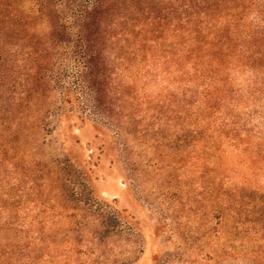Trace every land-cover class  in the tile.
I'll list each match as a JSON object with an SVG mask.
<instances>
[{
	"label": "rangeland",
	"instance_id": "obj_1",
	"mask_svg": "<svg viewBox=\"0 0 264 264\" xmlns=\"http://www.w3.org/2000/svg\"><path fill=\"white\" fill-rule=\"evenodd\" d=\"M74 66L61 74L65 82ZM154 75L136 74L141 94L176 92L160 70ZM131 79L119 74L111 94ZM251 80L236 77L237 104H225L219 118L263 154L252 167L243 148L221 140L227 189L246 180L264 190V100H249ZM56 81L30 110L36 128L18 110L0 125V264H244L226 256L229 229L211 213L203 165L210 151L195 144L189 123L152 118L114 95L107 118L80 91L79 103L73 95L61 103Z\"/></svg>",
	"mask_w": 264,
	"mask_h": 264
},
{
	"label": "trees",
	"instance_id": "obj_2",
	"mask_svg": "<svg viewBox=\"0 0 264 264\" xmlns=\"http://www.w3.org/2000/svg\"><path fill=\"white\" fill-rule=\"evenodd\" d=\"M71 63L73 81L65 82ZM155 70L175 93H140L136 74L154 79ZM122 73L132 79L111 94ZM245 74L249 100L263 101L264 0H0V125L18 110L36 128L30 110L55 91L54 79L62 83L61 103L72 95L79 103L80 91L107 118L112 95L133 110L146 106L152 118L175 114L190 124L195 144L208 145L211 164L203 165L212 177L211 213L229 229L226 256L264 264V190L246 180L225 188L229 171L217 155L221 140L243 148L252 167L263 154L219 118L237 102L235 79Z\"/></svg>",
	"mask_w": 264,
	"mask_h": 264
}]
</instances>
